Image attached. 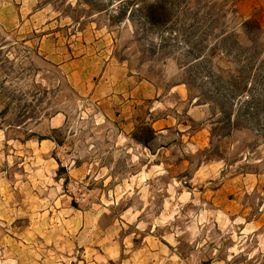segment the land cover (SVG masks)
I'll return each mask as SVG.
<instances>
[{
	"label": "rangeland",
	"instance_id": "obj_1",
	"mask_svg": "<svg viewBox=\"0 0 264 264\" xmlns=\"http://www.w3.org/2000/svg\"><path fill=\"white\" fill-rule=\"evenodd\" d=\"M0 264H264V0H0Z\"/></svg>",
	"mask_w": 264,
	"mask_h": 264
}]
</instances>
